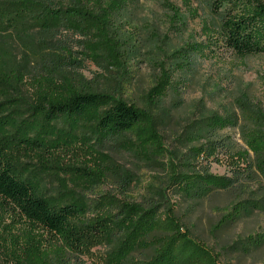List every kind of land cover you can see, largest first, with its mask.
Returning a JSON list of instances; mask_svg holds the SVG:
<instances>
[{"label": "rangeland", "instance_id": "rangeland-1", "mask_svg": "<svg viewBox=\"0 0 264 264\" xmlns=\"http://www.w3.org/2000/svg\"><path fill=\"white\" fill-rule=\"evenodd\" d=\"M25 1L0 0V68L8 76L0 84V141L18 138L17 131L23 130L29 136L39 132L48 147L12 153L14 173L51 205H75L88 217L100 196L159 211L174 207L191 240L203 245L218 264H264V242L255 248L246 241L264 237V180L254 175L196 201L190 196L192 187L181 185L177 176L202 174L208 167L210 175L230 178L232 168H244L243 161L232 157L205 161L191 149L204 144L205 120L214 115L237 119V128L220 132L222 139H232L236 151L244 149L242 128L264 130L260 121L253 123L257 111L264 110V56H237L211 46L204 55L189 56V64L181 69L177 56L182 54L175 53L208 44L220 28L221 15L207 0H127L111 24L110 37L117 39L120 55L118 65H111L91 21H51L43 13L46 0H31L36 5ZM160 67L172 72L176 92L152 104L147 93ZM48 78L59 86L71 81L79 90L149 113L164 154L155 157L130 135L101 138L96 118L103 105L72 123L59 119L48 125L35 118L36 90ZM246 117L253 124L245 122ZM244 202L258 210L218 226L232 206ZM10 221L0 211V237H6ZM121 232L112 226L92 247L67 255L63 264H132L149 257L141 246L127 255ZM1 246L0 264H7Z\"/></svg>", "mask_w": 264, "mask_h": 264}, {"label": "trees", "instance_id": "trees-1", "mask_svg": "<svg viewBox=\"0 0 264 264\" xmlns=\"http://www.w3.org/2000/svg\"><path fill=\"white\" fill-rule=\"evenodd\" d=\"M46 0L48 6L43 13L51 21L68 18L74 21H91L103 38L102 45L111 65L120 60L117 39L110 37L112 23L123 11L127 0H112L103 4L100 0ZM214 12L221 15V24L215 36L206 45L188 46L182 54L180 68L188 65L191 55H204L212 47L221 48L237 56H264V3L260 0H207ZM36 5L31 0L23 4ZM209 35V34H208ZM160 69L155 86L147 93L150 103L156 104L169 92H176L172 72ZM8 76L0 68V84ZM39 85L37 104L33 108L35 118L46 124L63 119L72 123L89 112L99 110L96 118L98 135L103 139H117L130 135L153 151L155 157L164 154L157 126L151 115L122 101L104 100L98 94L77 89L69 81L59 86L51 78ZM107 105V107L105 106ZM256 122L264 126V110L257 111ZM250 122L249 118H244ZM259 122V123H260ZM252 123V124H253ZM238 121L234 117L211 116L205 120L202 130L204 144L191 149L193 156L203 155L205 161L219 162L220 157H232L243 161L244 168H232V176L217 177L208 172L191 176L178 174L183 186L192 187L190 196L202 201L214 192L229 190L242 180L254 175L264 180V130H240L243 150H234L232 139L220 137V132L235 129ZM18 138L0 141V211L11 221L6 237H0L1 249L7 264H63L67 255H72L93 246L112 226L121 227L124 251L131 254L137 247L149 250L150 255L141 262L132 264H218V259L201 244L191 240L188 232L176 217L174 207L166 211L136 203H127L110 196H100L93 204V216L88 217L84 208L71 204L51 205L38 194L27 179L15 174L11 165L12 153L41 151L48 145L39 132L29 136L18 130ZM54 148V142L51 145ZM257 206L248 202L238 203L231 213L223 216L218 226L234 224ZM264 237L247 238L251 247H260Z\"/></svg>", "mask_w": 264, "mask_h": 264}]
</instances>
